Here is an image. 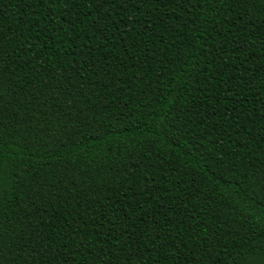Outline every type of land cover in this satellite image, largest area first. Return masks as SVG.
<instances>
[{
  "label": "trees",
  "instance_id": "1",
  "mask_svg": "<svg viewBox=\"0 0 264 264\" xmlns=\"http://www.w3.org/2000/svg\"><path fill=\"white\" fill-rule=\"evenodd\" d=\"M0 264H264V0H0Z\"/></svg>",
  "mask_w": 264,
  "mask_h": 264
}]
</instances>
